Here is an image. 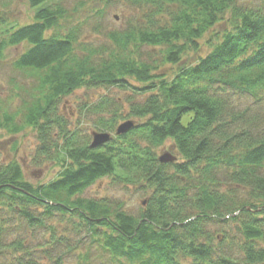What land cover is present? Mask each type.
I'll return each instance as SVG.
<instances>
[{"label":"trees","instance_id":"obj_1","mask_svg":"<svg viewBox=\"0 0 264 264\" xmlns=\"http://www.w3.org/2000/svg\"><path fill=\"white\" fill-rule=\"evenodd\" d=\"M28 1L32 24L0 16V60L29 45L13 65L38 76L37 94L15 114L0 108V129H33L34 163L61 172L34 186L17 162L0 164V259L41 264L32 239L49 234L55 250L66 241L60 217L127 264H264V0H118L142 18L98 46L82 41L83 23L64 25L71 11L62 0ZM208 33L209 54L187 64ZM168 65L177 67L171 79L160 73ZM81 89L108 92L79 106L97 134L111 136L98 147L63 112ZM169 141L178 160L162 163ZM105 178L148 194L141 211L83 197Z\"/></svg>","mask_w":264,"mask_h":264},{"label":"rangeland","instance_id":"obj_2","mask_svg":"<svg viewBox=\"0 0 264 264\" xmlns=\"http://www.w3.org/2000/svg\"><path fill=\"white\" fill-rule=\"evenodd\" d=\"M63 4L71 11L69 23L84 24L82 41L91 43L96 46L107 42L106 35L112 30H120L125 27L130 20H138L142 18V12L130 8L126 4L115 0L113 4L89 2L83 8H78L81 1L84 0H62ZM242 2H255L257 0H242ZM79 9V10H78ZM35 10L31 7L28 0H0V16L8 19L11 24L24 26L34 22ZM216 31H221L217 28ZM213 33H208L201 41V50L198 54H190L185 57L187 64H195L198 58L205 57L210 52L208 41L212 38ZM1 38V33H0ZM29 49V45L24 44L19 47L9 48L5 51V55L0 60V108L8 110L12 113L18 112V108L22 106L20 101L25 100L32 103V95H36V81L38 76L34 73L20 72L14 67V62ZM177 72V67L164 66L160 73H164L168 78H172ZM21 90L27 91L23 94ZM117 93L120 97H127L122 92L114 90L111 93ZM108 94L104 89L86 90L81 89L68 98L63 100V112L65 116H72L69 124L72 129L82 130L85 134L93 139L96 131L92 123L86 121L79 112V106L84 103H95L103 95ZM249 100V101H248ZM247 104L251 100L248 99ZM246 101V100H243ZM74 114V115H71ZM133 122V121H132ZM19 132L12 128L0 129V164L17 162L23 170L25 179L34 186L45 185L55 180L61 172V167L52 163H44L38 166L33 161L36 147L38 145L36 134L33 129L28 126L21 125ZM97 134V133H96ZM172 149V150H171ZM158 156H171L174 160H178V155L172 148L171 141L167 142L161 150H158ZM147 195L139 187H126V185L116 183L111 178H105L98 181L84 193L83 197L88 199L119 200L125 205L126 211L137 214L144 206ZM60 237H65L66 241L57 245L55 250L50 248V235H39L36 239H32L33 248L39 257L41 264H52L54 259H45L43 253H50L52 256L61 259L62 264H127L124 261L115 260L111 254L101 248L102 240L100 238H85L84 233L78 235V231L73 228L67 218H58L54 222ZM22 226V231H24ZM27 232V231H26ZM23 234H27V233ZM29 232V231H28ZM44 234V233H43ZM23 236V235H22ZM15 238V237H14ZM49 241V242H48ZM44 246V248H43ZM55 246V245H53ZM13 253L5 254V258L0 259V264H15L13 261ZM19 257L20 255H15Z\"/></svg>","mask_w":264,"mask_h":264},{"label":"water","instance_id":"obj_3","mask_svg":"<svg viewBox=\"0 0 264 264\" xmlns=\"http://www.w3.org/2000/svg\"><path fill=\"white\" fill-rule=\"evenodd\" d=\"M133 126L132 122H127L121 126H119V128L117 129V133L118 135L123 134L128 132ZM111 139V136L109 134H94L93 136V143H92V147H98L101 146L103 144H105L106 142H108ZM174 159L171 156L168 157H161L160 158V162L162 163H167V162H173Z\"/></svg>","mask_w":264,"mask_h":264}]
</instances>
